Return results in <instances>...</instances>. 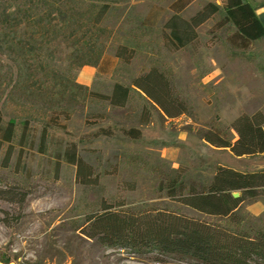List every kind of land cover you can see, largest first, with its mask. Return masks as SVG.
I'll list each match as a JSON object with an SVG mask.
<instances>
[{"label":"rangeland","instance_id":"rangeland-1","mask_svg":"<svg viewBox=\"0 0 264 264\" xmlns=\"http://www.w3.org/2000/svg\"><path fill=\"white\" fill-rule=\"evenodd\" d=\"M189 3L178 14L186 20L209 3L221 0H128L105 24L104 66L96 70L87 85L91 91L110 94L115 82L130 84L136 75L157 66L169 75L173 92L187 106V112L170 118L152 112L151 122L140 123L141 99L133 92L127 105L107 108L98 116L99 105L91 99L73 105L65 130L51 129L54 138L74 142L78 153L93 169L96 182L80 183L76 166L56 164L53 153L25 152L9 166L0 163V258L3 264H182L173 258L137 255L129 248L106 247L80 234L79 225L87 213L109 205L111 209L140 210L170 207L190 216L210 219L190 207L166 198L157 189L159 180L180 171L185 180H210L218 165L236 170L264 169V153L235 157L229 149L218 148L200 137L209 127L230 125L241 114L264 115V37L248 46L229 43V29L216 14L195 28L197 38L188 46L173 50L163 39L171 7ZM148 18L149 26L138 29L128 21ZM151 33L131 63L117 60L115 45ZM106 62V63H105ZM84 67V66H83ZM73 72L76 81L82 68ZM86 85V84H85ZM7 115L21 114L11 104ZM33 125L37 131L39 123ZM138 127L141 139L131 141L122 127ZM104 134L100 128H108ZM264 127V126H263ZM36 131V132H37ZM234 135V134H232ZM2 150L0 160L3 157ZM255 199L264 200V196ZM249 222L264 229V213L247 210Z\"/></svg>","mask_w":264,"mask_h":264},{"label":"trees","instance_id":"trees-1","mask_svg":"<svg viewBox=\"0 0 264 264\" xmlns=\"http://www.w3.org/2000/svg\"><path fill=\"white\" fill-rule=\"evenodd\" d=\"M128 0H0V160L9 166L16 155L18 163L27 151L53 153L56 164L76 166L80 183L96 182L93 167L78 153L74 142L57 140L51 129L65 130V120L73 114V105L91 99L104 111L122 109L136 91L140 95V123L151 122L153 111L175 118L187 112L183 100L174 94L165 70L151 66L135 76L130 84L115 82L110 94L91 91L76 81L75 70L95 66L102 71L106 42L110 36L105 24ZM209 3L189 20L178 14L189 2H182L165 21L162 29L167 46L176 50L197 38L195 28L213 15H221L218 24L229 29L232 45L248 46L264 34L257 24L252 6L244 0ZM128 21L138 29L149 26L148 18ZM151 33L137 36L133 42L115 45L117 60L131 63L137 50ZM106 63V62H105ZM11 104L21 114L7 115ZM39 123L37 131L33 123ZM264 115L241 114L228 126L209 127L200 137L218 148H227L235 156L264 153ZM37 131V132H36ZM106 135L108 128H100ZM131 141L141 139L138 127H122ZM234 134V135H232ZM157 189L165 197L210 217L190 216L170 207H146L140 210L111 209L106 205L87 213L79 225L80 234L112 248H129L137 255L150 254L173 258L182 264H264V229L253 226L242 204L264 196V169L236 170L218 165L210 180L187 181L180 171L162 177ZM233 193H237L234 196ZM1 262L9 261L0 258Z\"/></svg>","mask_w":264,"mask_h":264},{"label":"crops","instance_id":"crops-1","mask_svg":"<svg viewBox=\"0 0 264 264\" xmlns=\"http://www.w3.org/2000/svg\"><path fill=\"white\" fill-rule=\"evenodd\" d=\"M249 2L252 6L254 14L257 16V24L259 28L262 29L264 33V0H244ZM264 37V34L261 36ZM261 39V38H259ZM97 68L95 66H84L81 70V76L78 77V81L82 84L88 85L94 72ZM247 210L252 214L264 213V200L255 199L249 205H247ZM0 264H3L0 261Z\"/></svg>","mask_w":264,"mask_h":264},{"label":"water","instance_id":"water-1","mask_svg":"<svg viewBox=\"0 0 264 264\" xmlns=\"http://www.w3.org/2000/svg\"><path fill=\"white\" fill-rule=\"evenodd\" d=\"M234 194V196H237V193H233Z\"/></svg>","mask_w":264,"mask_h":264}]
</instances>
